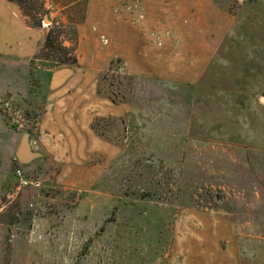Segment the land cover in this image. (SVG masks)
Here are the masks:
<instances>
[{"label":"rangeland","instance_id":"1","mask_svg":"<svg viewBox=\"0 0 264 264\" xmlns=\"http://www.w3.org/2000/svg\"><path fill=\"white\" fill-rule=\"evenodd\" d=\"M214 3L234 20L224 43L241 52L222 53L225 57L214 61L204 83L121 76L100 84L108 95L113 82L116 100L124 99L130 107L125 131L119 133L121 154L88 192L67 193L62 226L64 237L69 231L70 236L50 240L54 256L39 254L46 263L52 264L54 257V264H168L174 240L182 243L177 223L214 214L232 224L241 264H264V0ZM51 25L42 21L41 28ZM61 41L69 43L66 47L75 43L70 29L64 30ZM50 67L49 62L35 61L27 93L14 101L10 96L0 99V135L3 139L6 126L8 149L6 171L5 148L0 146V184L5 175V184L14 191L17 165L12 157L23 134H29L33 152L39 153L33 141L46 104V86L35 72ZM3 68L0 65L1 72ZM37 160L20 168L38 188L16 191L0 221H12L25 192L46 190L42 194L47 198L57 193L43 186H53L59 168L47 159ZM34 200L23 199L33 207L26 203L18 212L25 227L36 211ZM57 205L45 204L43 217L55 221L60 216ZM218 242L224 249L225 242ZM38 246L36 254L43 252Z\"/></svg>","mask_w":264,"mask_h":264},{"label":"crops","instance_id":"2","mask_svg":"<svg viewBox=\"0 0 264 264\" xmlns=\"http://www.w3.org/2000/svg\"><path fill=\"white\" fill-rule=\"evenodd\" d=\"M42 1L50 25L53 21L72 25L77 32L76 66L35 72L45 83L46 104L37 122L33 144L39 151L37 161L47 159L60 170L53 186H43L57 193L47 198L42 194L46 190L25 192L12 221H0V264L50 263L40 255L54 256L50 240L64 237L62 224L67 220V193L88 192L93 187L90 185L120 156L119 146L97 138L90 129L95 118H124L130 112L127 103L113 104L97 95L98 76L106 72L111 63L130 77L199 85L204 83L214 61L223 60L225 54L222 53L241 52L238 46L224 43L234 20L214 0ZM47 29L32 28L15 4L0 0V65L6 67L5 71H0V99L10 96L9 100L14 101L27 93L29 62L43 43ZM67 45L69 43L65 42ZM4 129L0 146L5 148L7 171V127ZM20 140L12 158L16 159ZM91 160L95 161L93 165H90ZM4 177L0 184L2 216L18 194L17 189L16 192L5 184L7 178ZM28 196L35 199L36 211L25 227L17 216L28 203L23 202ZM52 201L60 207V216L55 221L43 217L45 204ZM28 204L33 207L32 203ZM194 218L191 223L187 220L185 224L177 223L178 232H183V236L180 234L182 243L174 240L175 249L168 256V264H241L238 239L227 217L197 214ZM193 222L200 228H194ZM66 234L64 238L68 239L70 231ZM220 240L225 242L224 249L218 245ZM36 245L42 253L34 252ZM54 262L53 257L52 264Z\"/></svg>","mask_w":264,"mask_h":264},{"label":"trees","instance_id":"3","mask_svg":"<svg viewBox=\"0 0 264 264\" xmlns=\"http://www.w3.org/2000/svg\"><path fill=\"white\" fill-rule=\"evenodd\" d=\"M7 2L15 4L22 16L28 21L32 28H41V23L44 16H48V12L44 7L42 0H5ZM70 29L74 35V41H76L77 32L72 25H63L52 23L45 33L43 43L41 44L38 52L30 60L31 68V80H32V66L35 61H46L50 63V68H57L63 66H76L77 59L75 56V43L71 46H64L63 41H61V36L64 30ZM127 77L128 79H135V77H130L124 75L114 63L110 64L109 69L106 72L99 74L96 84L97 95L107 98L113 104H119L125 102L116 100L117 92L114 83H110L109 93L105 95L103 88L100 84L107 85V80L116 79L117 77ZM125 118H95L91 124L90 129L93 131L95 136L107 143L113 144L115 146L121 145V140L119 139V133L125 131ZM21 166V165H20Z\"/></svg>","mask_w":264,"mask_h":264},{"label":"water","instance_id":"4","mask_svg":"<svg viewBox=\"0 0 264 264\" xmlns=\"http://www.w3.org/2000/svg\"><path fill=\"white\" fill-rule=\"evenodd\" d=\"M43 22L47 25L50 24L47 17H44ZM29 138L30 136L28 133L22 135L18 150L16 152V160L23 166L28 165L33 160L39 157L37 153L32 152L29 144Z\"/></svg>","mask_w":264,"mask_h":264},{"label":"built area","instance_id":"5","mask_svg":"<svg viewBox=\"0 0 264 264\" xmlns=\"http://www.w3.org/2000/svg\"><path fill=\"white\" fill-rule=\"evenodd\" d=\"M105 43H107L105 41ZM13 162L16 163L17 167L13 171L14 178L16 179L18 186L16 187L18 191L28 188L29 186L38 187L39 185L33 181H29L25 178L24 173L21 170V166L18 161L13 158Z\"/></svg>","mask_w":264,"mask_h":264}]
</instances>
